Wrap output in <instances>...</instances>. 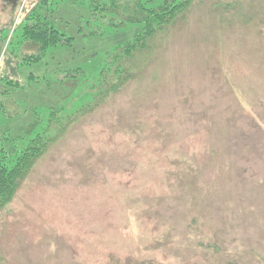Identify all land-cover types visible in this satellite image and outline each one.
Instances as JSON below:
<instances>
[{
    "label": "rangeland",
    "instance_id": "obj_1",
    "mask_svg": "<svg viewBox=\"0 0 264 264\" xmlns=\"http://www.w3.org/2000/svg\"><path fill=\"white\" fill-rule=\"evenodd\" d=\"M39 1L0 0V78L22 85L0 79V132L50 139L0 208V264H264V0H191L99 101L61 81L94 83L122 37L21 70L39 47L10 42Z\"/></svg>",
    "mask_w": 264,
    "mask_h": 264
},
{
    "label": "trees",
    "instance_id": "obj_2",
    "mask_svg": "<svg viewBox=\"0 0 264 264\" xmlns=\"http://www.w3.org/2000/svg\"><path fill=\"white\" fill-rule=\"evenodd\" d=\"M67 4H75L82 9L81 17L76 14L77 26L64 14L66 10L63 8ZM190 4L191 0H40L15 27L10 45L13 46L14 39L17 38L21 39L23 45H38L39 54L22 55L21 52L17 58V66L21 70H26L27 67L42 69L51 62L50 60L59 56H80L86 50L80 43L103 37L102 32L100 33L102 28L104 36H121L122 41L118 46L108 48L100 56L92 55L93 58H100L95 63L99 69L94 83L87 79V72L81 67L66 71L61 81L64 86L81 82L88 84L89 93L99 101L108 93L117 92L129 84L131 60L143 50H148L152 39L169 29L178 17L188 10ZM9 34L10 32L6 37ZM0 79L7 81L6 85L11 88L22 87L18 83L8 81L6 77ZM26 82L30 87L39 83L32 74H28ZM38 122L28 127L29 134L34 133ZM10 134L0 132V208L11 202L27 176L28 169L45 150L46 141H50L37 133L19 152V146L16 145L19 139L17 136L11 137ZM213 143L217 150L223 149L222 145ZM225 149L227 154L228 151H233L228 147Z\"/></svg>",
    "mask_w": 264,
    "mask_h": 264
}]
</instances>
